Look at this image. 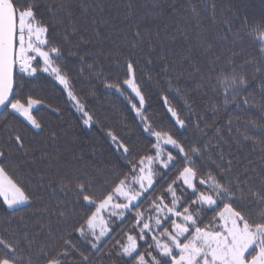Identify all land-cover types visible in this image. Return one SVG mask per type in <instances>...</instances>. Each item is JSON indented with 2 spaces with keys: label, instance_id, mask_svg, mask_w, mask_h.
<instances>
[{
  "label": "snow or ice",
  "instance_id": "1",
  "mask_svg": "<svg viewBox=\"0 0 264 264\" xmlns=\"http://www.w3.org/2000/svg\"><path fill=\"white\" fill-rule=\"evenodd\" d=\"M90 6L91 0H79L80 14L88 13ZM39 7L38 0H0V109L16 114L32 129L44 132V125L34 111L38 105H45V99L34 95L33 81L46 74L53 87L65 97V104L81 117L84 126L103 128V121L94 118L87 102L90 96L96 95V89L90 87L85 92L77 86V81L88 73L90 79L100 81L104 89L114 90L124 99L134 114L137 136L134 141L125 139L107 128L105 136L113 146L117 161L108 170L109 175L85 178V173L74 178L62 176L56 181L61 191L75 194V206L83 211H77L75 206L45 205L41 211L55 217L57 223L65 227L57 235L48 226L50 242L39 246L25 231L22 247L18 234L27 224L21 216L19 227L3 229L8 237L0 235V264H103L104 256L114 257L118 264H264V156L260 171L256 172L252 161L237 169L232 159H225L223 151L224 145L231 147V141L236 145L260 144L264 153V123L252 119L241 121L237 116L224 126L226 133L216 128L215 144L201 145L198 141L182 139L176 130L189 126L194 114L189 100L185 99L183 104L182 110L189 113L185 117L168 96L162 97L167 118L172 122L166 125L165 117L148 115V94L136 75L134 60L124 63L117 60L123 79L119 75L114 79L99 62L88 63L85 55H79V68L69 67L67 56L78 55L76 51L67 55L64 51V45L77 33V29L71 27L76 7L71 0H52L46 6L56 24L67 20L63 43L54 42L53 25L39 13ZM208 7L214 20L215 3ZM191 12L200 25L201 14L195 5ZM92 23L95 24V19ZM241 29L242 33L233 32L229 24L227 34L221 39L227 41L231 36L233 45L257 47L259 62L250 60L248 63H256L255 72L264 73V17L258 21L245 17ZM178 31L184 34L183 29ZM140 36L136 31L135 37ZM80 39L84 41L83 36ZM207 47L210 49L212 44L208 43ZM219 59L210 61L209 71L216 72L211 90L223 96L225 105L239 100L237 109L258 106L264 111V95L257 104L251 102V97H240L249 80L244 73L236 72L234 60L226 59L217 71ZM160 60L167 79L157 80L156 85L166 83L168 91L174 89L177 95L184 96L185 89L179 86L180 77L172 78L164 55ZM197 75L200 80L196 81V87L201 89L205 86L204 76L201 69L193 65L188 78L195 80ZM208 79L211 80V76ZM261 92L264 94V83ZM45 106L61 113L59 107ZM217 111L219 109L213 106V114ZM204 120L205 117L197 115L195 128L207 135L206 128H200ZM234 120L237 125L244 123L246 130L242 132L236 127L233 134ZM5 130L8 146H15L17 151L23 150L27 155L30 150L20 132L11 124L6 125ZM250 131H258L259 136L250 135ZM48 139H57L54 129L48 133ZM213 154L216 159H212ZM40 179L43 184V175ZM160 181L163 185L158 189ZM51 184L50 180L47 186ZM34 199L42 200V197L29 191L17 178L7 163L6 152L0 150V206L15 214L30 206ZM77 241H83L86 247H81ZM73 257L75 260H70Z\"/></svg>",
  "mask_w": 264,
  "mask_h": 264
},
{
  "label": "trees",
  "instance_id": "2",
  "mask_svg": "<svg viewBox=\"0 0 264 264\" xmlns=\"http://www.w3.org/2000/svg\"><path fill=\"white\" fill-rule=\"evenodd\" d=\"M71 2L76 7L74 24L71 27H75L77 33L70 37L69 44L64 45V51L66 55L73 51L78 52V55L67 56L68 66L79 68V55H85L88 63L99 62L114 79L118 75L123 79L117 60L120 63L128 59L134 60L136 75L148 94V115L165 117L163 122L168 125L172 122L167 118L163 96H168L170 102L185 117L189 115L187 111L182 110L185 99L192 103L194 114L189 119V126L183 130H176L177 135L182 139L189 142L198 141L201 145L208 142L215 144L216 128H221L226 133L227 129L224 126L230 118L237 116L241 121L252 119L264 123V120H261L264 111L258 106L252 108L242 106L237 109L236 103L241 102L239 100L230 101L225 105L223 96L211 90L210 85L215 82L216 72L209 71L210 61H215L217 57L220 58L217 61V71L220 64L232 58L236 72L244 73L249 80V84L240 92V97H251L253 104L261 100L264 95L261 92L264 73L255 72L256 63H248L250 60L259 62L260 54L257 47L247 44L233 45L231 36L227 41L221 37L227 34L229 24L232 25L233 32L240 30L242 33L241 22L245 17L249 21H258L264 17V0H207V3L205 0H91L88 13L83 15L78 8L79 0H71ZM213 2L215 3L214 20L209 15L208 7ZM38 3L39 13H42L44 19L53 25L54 42L63 43L67 20L62 24H56L55 18L48 15L46 6L52 3V0H38ZM193 5L200 11V25H197L196 19L193 18L191 12ZM93 19L95 24L92 23ZM178 29H183L184 34L181 35ZM136 31L141 33L139 38L135 37ZM81 36L87 43L81 41ZM172 36L176 39H170ZM208 43L212 44L210 49L207 47ZM233 53L236 55L233 56ZM161 55L168 60L172 78L175 80L176 77H180L179 86L185 89L184 96L177 95L174 89L168 91L166 83L156 85L157 80L167 79L163 74ZM193 65L199 67L204 76L205 86L201 89L196 87V81L200 80L199 75L195 80L188 78V74L193 71ZM149 76L152 80L148 79ZM209 76L211 80L208 79ZM33 85L34 95L38 98L43 97L45 105L50 104L61 109V113L58 114L45 105L37 106L34 114L43 123L44 132L32 129L23 122L22 118H17L16 114L4 111L0 114V150L6 152L7 163L12 166L17 178L28 186L29 191L36 192L42 197V200L34 199L30 206L15 214L6 207L0 206V235L8 237V233L3 229L19 227L20 217H24L27 228H21L18 234L22 239V247L25 231L28 233V238L39 246L50 242L47 237L48 226L56 231L57 235L59 230L65 227L58 224L55 217L41 211L45 205L52 207L61 204L69 208L75 206V194L58 188L56 181L59 177L74 178L85 173L87 174L85 178L109 175L108 170L117 161L113 155V146L105 136L107 128H111L125 139L130 138L134 141L137 136L134 114L129 111L124 99L114 90L104 89L100 81L90 79L88 73L77 81V86L83 88L85 92L90 87L96 89V95L90 96L87 102L89 111L95 114L94 118L103 121V128L100 125L84 126L81 117L70 105L65 104V97L53 87L46 74H41L33 81ZM213 106L219 109L215 114H213ZM197 115L205 117L200 128H206L207 135H202L196 130ZM8 124L13 125L24 137V142L30 150L27 155L23 150L17 151L15 146L9 147L6 143L8 132L5 126ZM236 127L242 132L246 130L244 123L237 125L234 120L233 134ZM53 129L57 133L55 141L48 139V133ZM249 134L259 136L258 131H250ZM225 138L227 139V136ZM230 144L231 147L228 145L223 147L226 160L232 159L237 169H242L248 161H252L256 172L260 171L261 158L264 156L261 152L262 145L251 143L236 145L231 141ZM216 151L219 152L220 149ZM229 152L232 153L231 156L227 155ZM212 159H216L215 154L212 155ZM41 175L44 177L43 184H41ZM250 175L254 174L250 173ZM50 180L52 184L48 187ZM161 185L163 181H160L157 188L159 189ZM75 207L77 211H83L78 206ZM208 215L211 216L212 213ZM68 223L70 224L71 221ZM41 224L45 227L41 228ZM77 242L81 247H86L83 241ZM107 243L109 242L106 241ZM102 259L103 264H118L114 257L104 256ZM70 260L74 261L75 258Z\"/></svg>",
  "mask_w": 264,
  "mask_h": 264
},
{
  "label": "water",
  "instance_id": "3",
  "mask_svg": "<svg viewBox=\"0 0 264 264\" xmlns=\"http://www.w3.org/2000/svg\"><path fill=\"white\" fill-rule=\"evenodd\" d=\"M4 110L0 109V114L3 112Z\"/></svg>",
  "mask_w": 264,
  "mask_h": 264
}]
</instances>
